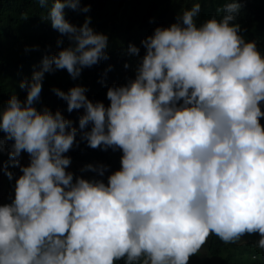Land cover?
<instances>
[{
  "label": "clouds",
  "instance_id": "obj_1",
  "mask_svg": "<svg viewBox=\"0 0 264 264\" xmlns=\"http://www.w3.org/2000/svg\"><path fill=\"white\" fill-rule=\"evenodd\" d=\"M38 2L48 9L42 66L19 81L23 101L13 93L0 108V150L22 173L0 204V264H187L210 234L235 243L258 233L264 249V53L230 23L238 0L202 22L194 0L138 43L123 27L94 31L79 0ZM66 6L84 12L83 23L69 22ZM107 54L138 59L134 78L101 72L86 84L83 67ZM61 68L81 82L53 89L68 111L84 109L81 138L122 152L107 183L74 179L69 169L80 165L64 153L77 128L59 109L35 106L44 73ZM107 167L85 165L100 176Z\"/></svg>",
  "mask_w": 264,
  "mask_h": 264
},
{
  "label": "trees",
  "instance_id": "obj_2",
  "mask_svg": "<svg viewBox=\"0 0 264 264\" xmlns=\"http://www.w3.org/2000/svg\"><path fill=\"white\" fill-rule=\"evenodd\" d=\"M51 0H49V3ZM80 5H90L89 14L94 24L91 25L94 31L102 30L109 33L115 27H123L132 34L134 42L144 36L153 34L157 26L166 27L176 21V16L182 8L190 7L194 0H79ZM201 13L199 22L216 16L221 18L224 14L223 5L230 0H199ZM241 8L236 13V20L230 23L240 24V34L245 40H255L257 48L264 53V0H238ZM183 5V6H182ZM66 19L74 24L83 23L81 13L84 12L65 7ZM47 8H40L38 0H0V108H3L10 96L15 93L21 101L26 98V89L19 86V81L31 78L30 68L42 66L43 48L45 47L44 24L47 20ZM50 39V36L46 37ZM143 38V39H144ZM142 45V44H141ZM143 46V45H142ZM108 48V47H107ZM27 49V50H26ZM107 50V49H106ZM111 56V55H110ZM127 62L128 67H125ZM138 59H101L98 63L83 67L85 76L83 81L93 87L99 79L101 72H107L114 79L122 82L134 78ZM53 72V73H52ZM45 82H42V90L39 100L35 101L37 109L47 106L53 112L59 109L62 115L72 121V126L77 128V134L73 146L64 155L71 158V163L79 164L80 169L73 170L75 176L87 174L90 178H97L107 183V177L113 171L120 168V157L122 152L117 148L116 153L111 147L92 148L88 146L85 139L81 138L79 129V118L84 109H73L68 111L67 102L58 96L53 89L59 88L67 91L70 87L81 85L78 76L73 78L66 69H55L45 72ZM97 93V92H96ZM86 96L91 100L86 91ZM179 103V102H178ZM264 111V104L261 105ZM264 126V117L260 118ZM87 125L85 130H90ZM3 131L0 130V138ZM5 153L0 150V195L5 192L10 199L12 193L6 187L4 178L7 168L14 174L13 165L7 163ZM116 160V162H114ZM92 163L108 164L103 176L85 168V165ZM69 164V165H70ZM7 203V202H5ZM225 243L214 234H210L207 249L208 258L206 264H212L213 259H220L219 264H264L263 257L258 253L252 254L253 242L244 244ZM199 253L193 254L188 261H197ZM210 257V258H209ZM205 258H201V262ZM234 259L237 261L234 263ZM187 261V262H188ZM118 264H123V260Z\"/></svg>",
  "mask_w": 264,
  "mask_h": 264
},
{
  "label": "rangeland",
  "instance_id": "obj_3",
  "mask_svg": "<svg viewBox=\"0 0 264 264\" xmlns=\"http://www.w3.org/2000/svg\"><path fill=\"white\" fill-rule=\"evenodd\" d=\"M19 160H20V164H23V165H27L28 163H29V154L27 153V152H25V151H22L21 152V154H20V157H19ZM74 168L75 167H71L70 169H69V171H72L73 172V170H74ZM22 173H21V169H20V167H19V165H16V167H15V170H14V174H13V176H12V178L11 179H8L7 177L6 178H4V181H5V184H6V187L8 188V189H10V191H11V193H12V196L10 197V199H8L7 201H6V198H7V193H3V195H2V193H1V195H0V204H4L5 202H7V203H10L11 202V199L14 197V185H15V180H16V178L19 176V175H21ZM80 176H82V177H84V178H86V179H89L90 177L87 175V174H82V175H80ZM209 237H210V235L206 238V241L204 242V244L202 245V247H201V249H200V251L198 252L199 253V255H198V259H197V261L195 262V261H188L187 262V264H206L205 263V261H206V259L208 258V254H207V252H208V249H207V243H208V241H209ZM259 239V234L258 233H251V234H249V233H244L243 235H242V237H241V240H239L238 241V243L237 244H244V243H246V242H253V248L251 249L252 250V254H259L261 257H263V259H261V260H264V249H261V248H258L257 246H256V241ZM205 258L204 259V261H202L201 262V258ZM210 258V257H209ZM223 257L221 256V258L220 259H213L211 262H212V264H219L220 262H221V259H222ZM237 260L236 259H234V263L236 262ZM225 264H229L228 262L227 263H225Z\"/></svg>",
  "mask_w": 264,
  "mask_h": 264
},
{
  "label": "bare ground",
  "instance_id": "obj_4",
  "mask_svg": "<svg viewBox=\"0 0 264 264\" xmlns=\"http://www.w3.org/2000/svg\"><path fill=\"white\" fill-rule=\"evenodd\" d=\"M106 165H108V164H106Z\"/></svg>",
  "mask_w": 264,
  "mask_h": 264
}]
</instances>
